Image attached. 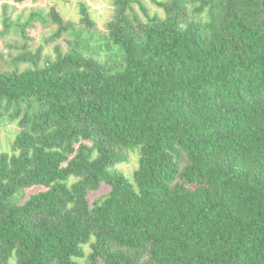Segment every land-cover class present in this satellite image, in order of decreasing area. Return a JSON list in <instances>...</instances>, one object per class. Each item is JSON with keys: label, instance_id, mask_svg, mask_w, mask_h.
Masks as SVG:
<instances>
[{"label": "trees", "instance_id": "obj_1", "mask_svg": "<svg viewBox=\"0 0 264 264\" xmlns=\"http://www.w3.org/2000/svg\"><path fill=\"white\" fill-rule=\"evenodd\" d=\"M150 1L161 15L113 0L102 34L80 3L92 51L51 6L52 38L76 41L23 43L29 67L0 72L20 129L0 152V264H264L261 0Z\"/></svg>", "mask_w": 264, "mask_h": 264}, {"label": "rangeland", "instance_id": "obj_2", "mask_svg": "<svg viewBox=\"0 0 264 264\" xmlns=\"http://www.w3.org/2000/svg\"><path fill=\"white\" fill-rule=\"evenodd\" d=\"M147 10L152 12H161L157 7L151 3L150 0H141ZM80 3L87 6L89 18L95 23L92 29L99 33L105 32L106 23L111 20L113 15V0H38L36 2L26 1L22 4L11 1H0V72L11 71L13 68L22 71L29 67L26 62L16 61L17 56L22 52L20 46L25 43L27 48L34 52L37 48H41L43 56L53 58L54 47L58 46L62 51L66 49V40L71 39L75 42L70 32H61L59 36L53 37L52 34L56 31L57 26L52 22L49 14L50 7L53 6L62 16L65 22L74 24L75 31L81 32L79 35V47L86 50L89 44L90 50L94 49V42L98 38V34L88 41H83V38H89L88 32L81 27L83 23L80 22ZM135 13L140 17L142 11L137 4H133ZM31 13H36L38 16H32ZM3 17L6 18L7 28H5ZM28 22V25L25 24ZM24 25V36L22 37L20 27ZM100 35V34H99ZM51 37V38H50ZM50 39V40H47ZM112 58L110 52L107 53ZM41 64V63H40ZM13 108H9L12 112ZM0 109V152L10 151L11 143L15 134L20 130L17 124V119H10L9 113H2ZM135 149L128 151V160L126 162L120 161L116 163L115 167L124 172L125 176L131 177V171L136 166V159L138 153ZM37 188L27 189V193L36 191ZM106 188L100 192H92L89 198L98 196L105 192ZM15 197H13V200ZM11 264H14L11 262Z\"/></svg>", "mask_w": 264, "mask_h": 264}, {"label": "water", "instance_id": "obj_3", "mask_svg": "<svg viewBox=\"0 0 264 264\" xmlns=\"http://www.w3.org/2000/svg\"><path fill=\"white\" fill-rule=\"evenodd\" d=\"M262 7L264 8V0H261Z\"/></svg>", "mask_w": 264, "mask_h": 264}]
</instances>
